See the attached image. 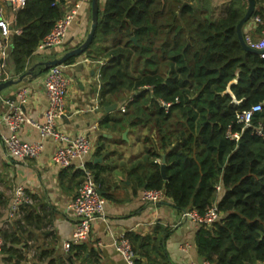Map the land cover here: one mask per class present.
<instances>
[{"label": "trees", "instance_id": "1", "mask_svg": "<svg viewBox=\"0 0 264 264\" xmlns=\"http://www.w3.org/2000/svg\"><path fill=\"white\" fill-rule=\"evenodd\" d=\"M255 1L252 18L264 20V0ZM64 4L27 0L15 13V27L23 33L10 39L7 71L12 76L24 72L64 14ZM247 6V0H105L87 50L108 59L100 71L101 103L125 104L102 125L143 134L142 155L130 171L139 170L138 185L163 191L179 212L204 216L216 207L218 219L199 227L194 238L201 259L214 264L264 262V56L245 51L237 37ZM162 102L170 104L167 110ZM256 104L262 110L244 128L235 114ZM228 131L237 133L238 141ZM162 156L167 179L157 163ZM87 167L100 188L98 175L105 169ZM44 226L34 212H24L3 230L6 263L24 261L31 249L32 259L61 262L38 245L39 235L46 233L37 230ZM126 237L136 264L141 259L155 263L148 254L158 248L145 243L153 242L151 237ZM80 247H71L68 255L76 256Z\"/></svg>", "mask_w": 264, "mask_h": 264}, {"label": "crops", "instance_id": "2", "mask_svg": "<svg viewBox=\"0 0 264 264\" xmlns=\"http://www.w3.org/2000/svg\"><path fill=\"white\" fill-rule=\"evenodd\" d=\"M75 3H79L80 8L68 30L63 47L46 52L34 51L24 72L16 76L7 71V80L16 81L33 67L30 75L0 92V223L6 218L15 191L21 188L30 200L21 215L24 212H34L41 218L45 226L37 232L46 235H39L38 245L43 246L41 250L51 251L56 259L60 258L61 262L56 260L54 264H124L112 245L113 239L123 234L141 239L151 237L153 242L145 243H152L158 248L156 254H148L152 260L155 259V263H147L141 259L140 264H202L203 260L194 243L198 228L191 221L183 219L182 212L177 211L169 200L149 204L141 198L143 188L135 178L139 170L130 174L144 149L140 134L129 128L113 130L102 125L104 120L116 112L106 113V106L100 99V71L108 61L104 54L87 51L73 58L71 63L64 64L70 83L65 100L66 115L58 121V127L71 135H87L92 145L89 163L105 169L98 175V180L102 183L99 193L105 199L104 216L93 221L89 239L73 253L76 256L65 254L61 244L71 238L75 229L76 221L68 205L82 182L77 172L78 162H73L66 169L55 166L51 161L54 148L51 140L44 143L43 151L35 159L20 161L6 153L2 144V136L7 134L3 123V116L8 110L6 101L15 100L17 93L26 89L27 97L21 104V110L28 118L41 122L47 108L43 89L46 71L39 74L42 68L38 63L62 57L64 53L80 45L90 30L91 0H68L64 4V10ZM104 4L105 0H99L100 10H103ZM5 11L8 19H11L7 3ZM255 29L249 22L244 26L243 32L257 39ZM126 130L124 139L123 133ZM18 135L26 142L39 139L37 130L28 124L22 125ZM161 159L157 160L160 166ZM28 244L32 245V241L29 240ZM136 246L138 248V243ZM34 252L35 249L29 250L24 254L25 260L18 264H49V259H32ZM0 260L2 264H11L6 263L3 254Z\"/></svg>", "mask_w": 264, "mask_h": 264}, {"label": "built area", "instance_id": "3", "mask_svg": "<svg viewBox=\"0 0 264 264\" xmlns=\"http://www.w3.org/2000/svg\"><path fill=\"white\" fill-rule=\"evenodd\" d=\"M27 0H0V82L7 80V53L9 39L11 36H20L23 31L15 27V13L21 10ZM68 0H65V3ZM9 3L13 18L8 19L5 15V4ZM79 3L73 4L64 10V14L55 21L50 32L39 42L35 51L43 52L54 48L63 47L68 30L72 25L78 10ZM255 29L257 39L251 34L245 33L246 44L254 49H264V20L256 16L250 21ZM248 22V23H249ZM264 56V55H261ZM63 65L50 67L45 74L43 89L47 98V108L41 122H35L28 118L21 110V104L27 97L26 89L20 90L15 100H7L8 110L3 116V123L7 129V134L2 136V144L9 157L20 161L37 158L44 149V143L51 140L54 144L51 154L52 163L60 169L70 167L77 161V169L83 173V181L79 185L74 198L68 205L71 215L75 218V229L70 239L61 244V249L68 254L71 247L79 246L89 239L91 225L97 218L104 216L105 199L99 193V185L95 182L92 172L88 169L89 156L92 152V145L87 135L80 133L71 135L62 131L58 127V121L66 115L65 100L68 93L70 80L64 76ZM235 103H238L235 101ZM162 106L167 110L170 104L162 102ZM120 111L125 110V104H120ZM262 110L261 104H256L250 109L236 112L235 118L242 123L244 128L251 126L254 116ZM23 124L34 127L39 139L33 142L23 141L19 135V129ZM262 134L260 128L256 131ZM227 136L238 141L237 133L227 132ZM219 190V187H217ZM141 198L149 204H157L165 200L161 190H143ZM29 197L23 189H17L11 199L6 218L0 223V257L3 253L4 239L2 231L20 218L21 208L29 203ZM182 218L191 221L197 228L210 227L217 219L216 207L210 208L204 216L198 215L194 210L183 211ZM115 252L120 256L124 264H136L137 256L132 244L126 235L115 237L112 242ZM202 264H214L202 261Z\"/></svg>", "mask_w": 264, "mask_h": 264}, {"label": "water", "instance_id": "4", "mask_svg": "<svg viewBox=\"0 0 264 264\" xmlns=\"http://www.w3.org/2000/svg\"><path fill=\"white\" fill-rule=\"evenodd\" d=\"M247 3H248V6L246 9V12L236 25L237 37L239 39V42H240L242 48L245 51L253 53V54H257V55H264V49L258 50V49L251 48L246 44V42L244 40L243 28L252 18V15H253L255 7H256V1L255 0H247ZM7 4L10 5L9 3H7ZM98 13H99V0H91V26H90V30H89L85 40L80 45H78L77 47H75V48L71 49L70 51H67L66 53H64V55H62V57H60L58 59H51V60H47V61H43V62L38 63V65L42 68L39 71V74H41L44 71H47L52 66L63 65L69 59L78 57L88 50V48L92 44V41L94 39L96 30H97ZM12 19L13 18H11V20ZM131 39L133 40L134 43H136L135 38H131ZM32 72H33V67L26 70L25 73H23L16 81H14L13 79H9V80H6L4 82H0V92L3 89L22 81L26 76L30 75ZM119 106H120V103H118V102L113 103L111 105L106 106L104 108V111L106 113L117 111L119 109ZM126 135H127V130L123 133L124 139L126 138ZM165 167H166L165 159H164V156H162L160 170H161V174H162L163 179H167V177L165 175Z\"/></svg>", "mask_w": 264, "mask_h": 264}, {"label": "rangeland", "instance_id": "5", "mask_svg": "<svg viewBox=\"0 0 264 264\" xmlns=\"http://www.w3.org/2000/svg\"><path fill=\"white\" fill-rule=\"evenodd\" d=\"M215 3H217V2H215ZM220 2H218V4H219ZM93 48H90V50H92ZM46 52V51H45ZM7 66H8V61H7ZM63 73H64V76L66 77V78H68V79H70L69 78V76H68V73L66 72V70H64L63 69ZM140 137H141V140H142V138H143V134L141 133L140 134ZM0 264H2V262H1V260H0Z\"/></svg>", "mask_w": 264, "mask_h": 264}]
</instances>
